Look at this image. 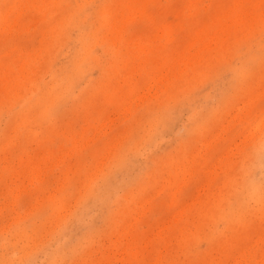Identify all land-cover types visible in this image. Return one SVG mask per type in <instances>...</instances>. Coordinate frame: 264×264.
<instances>
[{"label": "rangeland", "instance_id": "rangeland-1", "mask_svg": "<svg viewBox=\"0 0 264 264\" xmlns=\"http://www.w3.org/2000/svg\"><path fill=\"white\" fill-rule=\"evenodd\" d=\"M0 264H264V0H0Z\"/></svg>", "mask_w": 264, "mask_h": 264}, {"label": "bare ground", "instance_id": "bare-ground-1", "mask_svg": "<svg viewBox=\"0 0 264 264\" xmlns=\"http://www.w3.org/2000/svg\"><path fill=\"white\" fill-rule=\"evenodd\" d=\"M263 182V181H262Z\"/></svg>", "mask_w": 264, "mask_h": 264}]
</instances>
